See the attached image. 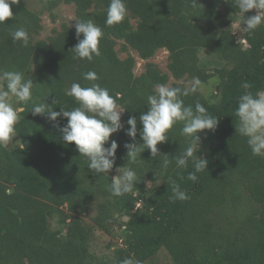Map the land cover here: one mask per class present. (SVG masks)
I'll return each instance as SVG.
<instances>
[{
    "label": "trees",
    "instance_id": "1",
    "mask_svg": "<svg viewBox=\"0 0 264 264\" xmlns=\"http://www.w3.org/2000/svg\"><path fill=\"white\" fill-rule=\"evenodd\" d=\"M41 3L37 10L20 0L12 6L14 17L0 23V70H17L32 79L35 103L47 99L55 102L50 105L55 111L71 110L77 105L65 89L73 82L90 86L83 73L94 71L95 83L109 89L124 110V128L136 116L139 130L146 97L157 85L183 87L197 77L201 86L211 87L182 99L193 107L200 102L219 123L214 132L199 133L201 147L194 155L207 158L209 168L197 173L196 182L188 179L192 159L176 169L174 157L186 147L182 125L176 124L158 145L172 161L167 171L160 165L163 157L145 150L130 165L140 182L114 197L107 185L127 163L124 144L132 140L125 130L111 137L119 144L113 169L97 176L74 142L63 143L57 122L46 114L34 116L31 102H19L21 144L0 146V264H120L125 258L143 264L161 249L173 264H264V158L252 155L246 138L236 134L234 117L245 82L253 94L264 92V24L246 32L248 46L232 29L233 22L255 10L241 13L229 0H199L195 8L192 0H126L125 18L108 26L109 0ZM61 4L73 5L77 20H92L102 29L100 55L92 61L74 58L70 49L78 43L76 30L66 22L41 37L43 14L55 22ZM18 27L27 29L29 46L12 40L10 33ZM119 41L125 57L117 49ZM161 49L169 52L167 71L152 60ZM202 50L216 64L212 71L202 64ZM58 121L61 127L67 123L66 118ZM136 139L142 143L139 131ZM175 185L190 198L173 200ZM115 224L122 231L121 246L109 243L115 247L112 256H98L91 248L94 231L111 232Z\"/></svg>",
    "mask_w": 264,
    "mask_h": 264
},
{
    "label": "clouds",
    "instance_id": "2",
    "mask_svg": "<svg viewBox=\"0 0 264 264\" xmlns=\"http://www.w3.org/2000/svg\"><path fill=\"white\" fill-rule=\"evenodd\" d=\"M241 13L255 10V14L243 18V30L252 32L264 24V0H229ZM20 3V0H0V23L9 21L14 17L12 6ZM199 0H192L195 8ZM127 15L126 0H109L105 24L112 26L120 23ZM75 30L78 43L70 50L75 54L74 58L92 61L94 56H99V43L103 36L102 29L92 20H75ZM14 42H20L27 47L30 36L26 28L18 27L10 33ZM0 79L3 86L0 87V146L7 145L15 137L16 125L20 119L19 113L22 108L13 105L16 101L28 105L32 103L31 113L35 115L46 114L51 121L57 122L61 133V139L65 144L74 142L78 153L86 159L87 167L100 176L110 173L116 162V152L119 147L115 139H111L114 133L125 130L132 142L124 144L127 149L125 166L117 168V174L111 176V182L107 190L114 197H122L132 191L133 187L140 182L136 170L130 165H136L145 150H150L153 158L160 159V165L167 171L172 161L162 154L158 145L166 142L169 131L176 124H181V135L185 138L186 147L182 153L174 157L176 169L187 167L190 159L194 162V171L188 174V179L196 182L197 173L209 168L208 159L195 153L201 147L200 132L204 130L215 131L219 119L212 116L205 106L196 102L194 107L185 105L182 97H188L202 91L201 81L194 77L183 87L157 85L151 94L146 97L147 110L139 116L142 128L138 130L137 117L130 116L126 121L128 127L124 128L122 113L117 99L110 94L109 89L95 83L98 79L94 71L83 73L85 81L93 83L90 86H82L81 83L73 82L65 89V95L72 97L77 106L71 110L61 108L53 110L46 99L45 102L33 101L34 82L25 79L22 72L17 70H0ZM245 90L237 101L235 109L236 134L246 138L247 145L254 156L264 158V92L257 91L255 94L249 89L251 85L245 82L242 85ZM58 118L67 119L62 127ZM141 142L137 141V134ZM111 140L110 144L109 141ZM199 141V147L197 142ZM108 145V146H106ZM190 197L180 189L179 185L173 187V200L184 201ZM120 264H139L132 258L123 259Z\"/></svg>",
    "mask_w": 264,
    "mask_h": 264
},
{
    "label": "rangeland",
    "instance_id": "3",
    "mask_svg": "<svg viewBox=\"0 0 264 264\" xmlns=\"http://www.w3.org/2000/svg\"><path fill=\"white\" fill-rule=\"evenodd\" d=\"M28 7L32 9L40 10L42 7L41 0H24ZM55 13L57 15V20L54 22L51 18L49 13L45 12L43 14V30L41 33L42 38H46L52 33V29L56 26H60L63 22L68 23L71 27L75 29V23L77 20V17L75 15V7L73 5L69 4H61L58 8L55 9ZM232 29L236 35V37L245 45L248 46V42L245 39L246 32L243 30V19H239L232 24ZM122 41H119L117 44V49L119 50V53L121 57L127 56V52H121V43ZM133 54H135V51H132ZM168 56L169 52L166 49L159 50L154 58L152 59L154 62L158 63L163 71H167V63H168ZM201 61L202 64H205V67H207L210 71L213 70V68L216 66L212 62V56L208 53V51L202 50L200 51ZM223 64V63H221ZM220 64V65H221ZM138 72L142 70V64L139 63L136 69ZM173 80L171 79V82ZM2 79H0V87H2ZM211 85H202V91L205 93L207 89H209ZM13 105L16 108L19 107V102L13 98ZM23 109V108H22ZM121 110H123L120 107ZM123 114V113H122ZM21 144V137L16 133L15 137L9 141L7 146L13 147ZM117 174V173H116ZM96 210L92 208L91 215L95 214ZM84 220L89 222L91 221V216L84 215ZM53 227L56 226V220L52 221ZM113 230L111 232L104 231L102 229L97 228L93 235H92V242H91V248L93 252H95L98 256L103 257H110L112 256V252L115 247H108L109 243L117 244L118 246H121L122 244V238L120 237V233L122 232L115 224L113 226ZM143 264H173L172 258L169 254V252L166 249H161L156 255H154L150 260L144 262Z\"/></svg>",
    "mask_w": 264,
    "mask_h": 264
},
{
    "label": "water",
    "instance_id": "4",
    "mask_svg": "<svg viewBox=\"0 0 264 264\" xmlns=\"http://www.w3.org/2000/svg\"><path fill=\"white\" fill-rule=\"evenodd\" d=\"M126 219H128V218H126Z\"/></svg>",
    "mask_w": 264,
    "mask_h": 264
}]
</instances>
